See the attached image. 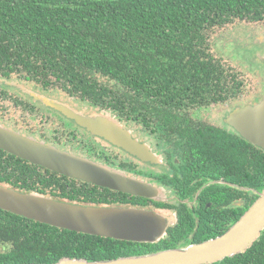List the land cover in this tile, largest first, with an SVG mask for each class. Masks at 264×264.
<instances>
[{"label":"trees","instance_id":"16d2710c","mask_svg":"<svg viewBox=\"0 0 264 264\" xmlns=\"http://www.w3.org/2000/svg\"><path fill=\"white\" fill-rule=\"evenodd\" d=\"M235 19L264 24V0H0V79L45 80L44 85L111 113L117 122H135L144 135L169 136L170 145L182 133L196 136L180 147L194 157L197 144L207 151H213L211 144H233L237 166H252V179H260L253 185L262 190L264 151L230 128L200 123L214 131L194 133L189 130L194 125H187L190 108L223 103L241 91L239 71L224 61L219 43L210 50L207 38L209 31ZM29 165L0 149V185L37 195L46 190L54 199L83 205L128 201L126 194L87 183L78 187L55 172L51 179L35 176ZM178 203L168 206L177 210L176 220L154 242L76 232L0 209V243L7 246L0 249V264L110 259L182 247L186 242L180 237L195 223L191 210V215L183 212L187 205ZM249 205L237 206L235 218ZM210 264H264V230L245 251Z\"/></svg>","mask_w":264,"mask_h":264},{"label":"flooded vegetation","instance_id":"af4514ba","mask_svg":"<svg viewBox=\"0 0 264 264\" xmlns=\"http://www.w3.org/2000/svg\"><path fill=\"white\" fill-rule=\"evenodd\" d=\"M262 26L264 25L256 26L254 31L258 33L257 28H262ZM44 81L41 79L38 81H25L14 76L0 79V124L22 135L44 141L46 144L55 146L58 149L93 160L123 175L134 177L158 190L156 198H147L95 185L101 190H109L110 193L119 192L128 195L125 196L128 199L126 203L117 205L137 206L154 210L163 213L171 220L176 218L177 210L168 206L175 202H179L178 206L179 204L187 205L183 212H189L190 214L191 210L192 215H190L195 224L194 226H187V233L184 232L186 235L180 237L181 241L186 242L182 246L202 241L204 240V238L200 239L202 236L210 238L225 231L238 219L235 218L237 206L242 207L247 203L251 205L255 199L252 202H249V200L260 191L258 187L253 185L258 178L254 177L252 179V166L247 167L249 166L247 162L242 168L237 166V154L233 150L235 145L211 144L209 147L213 151H207L203 146L197 144L200 149L197 152L198 157H194L192 150H180V147L184 140L196 139V136L186 135L183 137L182 133L178 136L177 143L170 145V143H166L170 138L169 136L164 138L163 134L150 135L147 133V135H144L141 130L143 128L141 126V129L136 127L135 122L123 118L118 119L120 121L118 123L123 128L129 129L131 135L138 141L146 143L157 158L156 162H144L104 138L91 134L77 125L74 120L31 95L30 91L33 90L47 95L55 101L77 107L82 114L92 115L98 113L93 106L80 101L78 97L66 94L62 98L59 87L44 85ZM253 101L252 103H254ZM223 103L211 102L207 106H194L187 110V125H194L189 130L194 133L214 131L213 128L198 126V124L204 123L224 131L230 128L232 132L238 134L234 128L225 122L227 115L220 118V123L217 122V117L214 118V122H210L203 116V109L207 110L211 108V105H221ZM234 108L226 109V113L228 114ZM224 114L221 113L220 116ZM197 134L200 135V133ZM204 136H200V138L205 139L208 137ZM238 136L240 135L238 134ZM243 139L251 146L262 152L264 151L245 138ZM187 146H194V144ZM181 158H184V160L180 161ZM30 168L33 169L35 176L40 175L48 179L55 177L52 170L42 166L31 163V166H28V169ZM56 174L57 176H64L59 173ZM64 177L74 180V184L78 187L87 183L79 179ZM259 183L260 179L257 185ZM87 184H90L88 187L94 185ZM39 193L34 192V194ZM42 195L52 197L46 190L42 192ZM148 199L153 204H146L145 202ZM132 200H134V203H132ZM159 201L166 203L167 206L166 204L162 207L155 206L154 203ZM142 204H146V206ZM199 222H201L200 228ZM169 226L166 227V231Z\"/></svg>","mask_w":264,"mask_h":264},{"label":"water","instance_id":"95a60500","mask_svg":"<svg viewBox=\"0 0 264 264\" xmlns=\"http://www.w3.org/2000/svg\"><path fill=\"white\" fill-rule=\"evenodd\" d=\"M264 63V57H260ZM30 94L61 112L91 134L104 138L144 162H156L146 143L134 138L108 113L85 115L71 106L43 95ZM225 122L247 141L264 150V95L258 102L235 107ZM0 149L32 164L67 177L119 192L156 198L158 190L134 177L123 175L85 157L58 149L44 141L22 135L0 124ZM0 209L44 224L104 237L154 242L165 235L174 220L137 206L83 205L52 197L25 193L0 185ZM264 230V188L253 203L219 235L179 248L88 260L61 257L55 262L14 264H210L245 251Z\"/></svg>","mask_w":264,"mask_h":264},{"label":"rangeland","instance_id":"374dc122","mask_svg":"<svg viewBox=\"0 0 264 264\" xmlns=\"http://www.w3.org/2000/svg\"><path fill=\"white\" fill-rule=\"evenodd\" d=\"M260 24L263 23L261 21L235 19L233 22L222 27H216L210 32L208 37L210 50L219 43V46L217 45L219 53L226 63L239 71L243 85L235 98L229 99L221 105H211V108L207 110L203 109V116L208 121L214 122V118L217 117V122L220 123V118L227 115L226 109L229 110L243 103H252L253 100L255 102V100H259L257 98L264 95V65L260 59V57H264V26L257 28L258 33L254 31V28ZM59 92L61 93L60 96L64 98L66 94L63 91ZM72 108L81 112L77 107L73 106ZM221 113L225 114L220 116ZM109 114L111 115V113ZM6 247L5 244L0 243V249L3 250Z\"/></svg>","mask_w":264,"mask_h":264},{"label":"clouds","instance_id":"9594fccd","mask_svg":"<svg viewBox=\"0 0 264 264\" xmlns=\"http://www.w3.org/2000/svg\"><path fill=\"white\" fill-rule=\"evenodd\" d=\"M210 32H211V31L208 32L207 38L209 37ZM34 93H35V94H38V95H43V96H46V97L50 98L49 96L44 95V94L39 93V92H36V91H34ZM261 98H262V95H261L260 98H257V99L260 100ZM50 99H51V98H50ZM259 100H257V101L255 100V102H258ZM247 104H251V103H247ZM240 106H242V105H240ZM97 112H98V113H103V112H104V113H108V114H109V112H107V111H103V110H101L100 112L97 110ZM111 116H112V115H111ZM112 117H113V116H112ZM127 130H129V129H127ZM54 147H55V146H54Z\"/></svg>","mask_w":264,"mask_h":264}]
</instances>
